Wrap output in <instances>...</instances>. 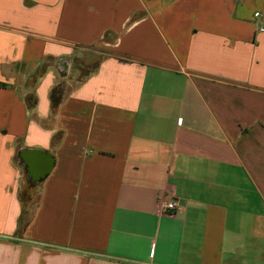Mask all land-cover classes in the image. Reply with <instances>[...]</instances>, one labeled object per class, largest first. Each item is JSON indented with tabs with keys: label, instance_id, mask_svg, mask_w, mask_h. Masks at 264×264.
Wrapping results in <instances>:
<instances>
[{
	"label": "crops",
	"instance_id": "0c3cea01",
	"mask_svg": "<svg viewBox=\"0 0 264 264\" xmlns=\"http://www.w3.org/2000/svg\"><path fill=\"white\" fill-rule=\"evenodd\" d=\"M0 264H264V0H0Z\"/></svg>",
	"mask_w": 264,
	"mask_h": 264
},
{
	"label": "rangeland",
	"instance_id": "374dc122",
	"mask_svg": "<svg viewBox=\"0 0 264 264\" xmlns=\"http://www.w3.org/2000/svg\"><path fill=\"white\" fill-rule=\"evenodd\" d=\"M87 56L84 57L82 60H73L72 68L70 69V75H68V72H63L60 70V75L62 77L66 78L61 81V85L58 88L57 92L61 93V97L67 95L70 90L77 85V82L81 81L85 78V76L93 71L95 66L97 65L98 58L96 57L98 54L95 53V51H87ZM25 196L27 197V200L29 202V210L32 211L38 201V192L37 190H33L30 192L23 191ZM24 196V197H25Z\"/></svg>",
	"mask_w": 264,
	"mask_h": 264
},
{
	"label": "trees",
	"instance_id": "16d2710c",
	"mask_svg": "<svg viewBox=\"0 0 264 264\" xmlns=\"http://www.w3.org/2000/svg\"><path fill=\"white\" fill-rule=\"evenodd\" d=\"M58 88L59 87L55 88L52 91V94H51V101H52V107H53V109H56L59 106V104H60V102L62 100L61 93L60 92H57L58 91ZM28 103L33 106V105H35L36 101H32V98L29 96L28 97ZM24 222H25L24 221V218H22L21 224L23 225Z\"/></svg>",
	"mask_w": 264,
	"mask_h": 264
},
{
	"label": "built area",
	"instance_id": "2783aa9c",
	"mask_svg": "<svg viewBox=\"0 0 264 264\" xmlns=\"http://www.w3.org/2000/svg\"><path fill=\"white\" fill-rule=\"evenodd\" d=\"M259 13H256L255 14V17H259ZM165 208H166V210L168 211V212H170V213H173V212H175V209H176V204H175V202H168L166 205H165Z\"/></svg>",
	"mask_w": 264,
	"mask_h": 264
},
{
	"label": "water",
	"instance_id": "95a60500",
	"mask_svg": "<svg viewBox=\"0 0 264 264\" xmlns=\"http://www.w3.org/2000/svg\"><path fill=\"white\" fill-rule=\"evenodd\" d=\"M42 174H44V173H42ZM46 174V173H45Z\"/></svg>",
	"mask_w": 264,
	"mask_h": 264
}]
</instances>
